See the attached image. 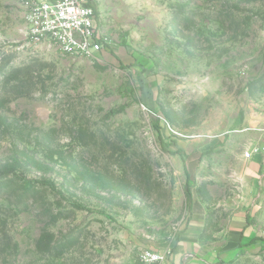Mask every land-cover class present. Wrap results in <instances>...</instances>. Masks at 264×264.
Returning a JSON list of instances; mask_svg holds the SVG:
<instances>
[{
  "label": "rangeland",
  "instance_id": "1",
  "mask_svg": "<svg viewBox=\"0 0 264 264\" xmlns=\"http://www.w3.org/2000/svg\"><path fill=\"white\" fill-rule=\"evenodd\" d=\"M24 1L0 0V264H264V0H94L95 58Z\"/></svg>",
  "mask_w": 264,
  "mask_h": 264
},
{
  "label": "built area",
  "instance_id": "2",
  "mask_svg": "<svg viewBox=\"0 0 264 264\" xmlns=\"http://www.w3.org/2000/svg\"><path fill=\"white\" fill-rule=\"evenodd\" d=\"M29 33L61 53L95 58L107 38L97 24L94 0H25ZM148 262H164V253H147Z\"/></svg>",
  "mask_w": 264,
  "mask_h": 264
},
{
  "label": "crops",
  "instance_id": "3",
  "mask_svg": "<svg viewBox=\"0 0 264 264\" xmlns=\"http://www.w3.org/2000/svg\"><path fill=\"white\" fill-rule=\"evenodd\" d=\"M194 211L200 213L203 211L202 206L200 204L194 205ZM183 244L186 245L187 249H190V225L189 227L182 233ZM199 239V237H198Z\"/></svg>",
  "mask_w": 264,
  "mask_h": 264
},
{
  "label": "trees",
  "instance_id": "4",
  "mask_svg": "<svg viewBox=\"0 0 264 264\" xmlns=\"http://www.w3.org/2000/svg\"><path fill=\"white\" fill-rule=\"evenodd\" d=\"M148 105H149V106H152V105L149 104V103H148ZM24 186H25L26 188H28V187L30 186V183H25Z\"/></svg>",
  "mask_w": 264,
  "mask_h": 264
}]
</instances>
